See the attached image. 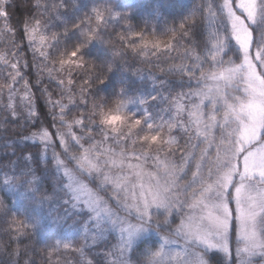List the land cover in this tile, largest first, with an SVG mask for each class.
Returning a JSON list of instances; mask_svg holds the SVG:
<instances>
[{
  "label": "snow or ice",
  "instance_id": "6c2138e0",
  "mask_svg": "<svg viewBox=\"0 0 264 264\" xmlns=\"http://www.w3.org/2000/svg\"><path fill=\"white\" fill-rule=\"evenodd\" d=\"M0 264H264V0H0Z\"/></svg>",
  "mask_w": 264,
  "mask_h": 264
},
{
  "label": "trees",
  "instance_id": "16d2710c",
  "mask_svg": "<svg viewBox=\"0 0 264 264\" xmlns=\"http://www.w3.org/2000/svg\"><path fill=\"white\" fill-rule=\"evenodd\" d=\"M159 74V73H158Z\"/></svg>",
  "mask_w": 264,
  "mask_h": 264
}]
</instances>
